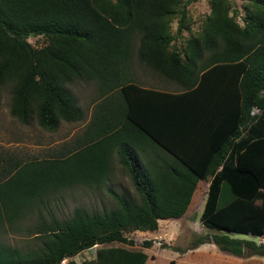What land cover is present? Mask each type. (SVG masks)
Returning a JSON list of instances; mask_svg holds the SVG:
<instances>
[{"label": "trees", "instance_id": "1", "mask_svg": "<svg viewBox=\"0 0 264 264\" xmlns=\"http://www.w3.org/2000/svg\"><path fill=\"white\" fill-rule=\"evenodd\" d=\"M244 1L243 26L229 0H212L201 34L178 49L173 41L193 0H0V96L11 89L13 117L53 133L62 122L86 120L75 82L97 90L91 121L72 148L0 171V236L38 216L25 229L32 247L0 239V264H59L96 246L95 258L79 264H145L142 251L105 246H132L126 234L181 219L208 179L201 222L215 233L191 250L213 244L235 257H264L263 243L228 236L264 237V0ZM28 37L46 44L33 48ZM135 56L181 91L137 86ZM116 166L138 200L109 188L113 209L79 206L70 218H45L51 195L101 190Z\"/></svg>", "mask_w": 264, "mask_h": 264}, {"label": "rangeland", "instance_id": "2", "mask_svg": "<svg viewBox=\"0 0 264 264\" xmlns=\"http://www.w3.org/2000/svg\"><path fill=\"white\" fill-rule=\"evenodd\" d=\"M186 1V0H184ZM212 0H193L186 8V18L184 23V32L182 36H178L173 44L178 49L183 48L185 41L189 37L199 36L202 32L205 20L210 16L212 9ZM236 10V14L230 11L235 21L241 26L244 25V0H229ZM170 29L175 36L180 21L178 18L170 19ZM28 42L33 48H41L46 44L43 37H28ZM131 77L139 85L145 87H157L158 89H166L169 92H180L181 89L173 83L164 81L153 74L144 65L140 64L136 56L131 67ZM72 91L77 97L80 107L85 111L86 120L78 123L62 122L58 130L53 133L44 131L36 122L31 125L22 124L17 118L10 114L11 106V89L6 87L0 96V171L3 168L14 165L16 161H33L43 159H53L56 156L67 152L75 145L78 139L82 138L83 132L87 129L92 116L93 100L97 95V90L93 83L75 82L71 86ZM257 111V110H256ZM118 169V168H117ZM113 174L109 179V183L101 190L97 188L91 189L85 186H75L59 191L55 195L49 197V203L42 213L45 218L50 215L56 216L58 219L70 218L75 207H85L88 210H110L115 208L116 204L109 196L107 190L112 188L118 193H126L133 200H138L132 182H130L127 174ZM210 180L200 181L199 190L192 197V205L186 215L180 220H168L160 222L159 228L155 232H132L126 234L128 239L134 243L132 246L113 243L105 247H121L129 250L142 251L146 253L149 259L145 264H190L196 261H202V257L197 254H191V246L193 242L200 238L211 235L215 232L206 228L201 222V213L203 210L205 199L210 185ZM197 188V189H198ZM38 220V216L32 213L22 223L20 233L7 230L0 236V239L7 244L27 249L34 245L32 239L28 237L26 228ZM217 233V232H216ZM230 238L250 240L256 244H264V237L257 238L249 235L228 234ZM151 241V247L146 248L145 242ZM102 246H96L90 251H85L74 258L65 259L66 262L73 260L81 263L85 260L95 258L96 252ZM195 250V249H192ZM205 252L211 250V255L205 256V259L212 264H262L264 257H249L245 255L243 258H237L229 254L219 253L217 246L211 244L203 249ZM225 256H217V255ZM216 255V256H214ZM200 257V258H199ZM198 258V259H197ZM264 262V261H263ZM59 264H62L60 262ZM66 264V263H65Z\"/></svg>", "mask_w": 264, "mask_h": 264}, {"label": "crops", "instance_id": "3", "mask_svg": "<svg viewBox=\"0 0 264 264\" xmlns=\"http://www.w3.org/2000/svg\"><path fill=\"white\" fill-rule=\"evenodd\" d=\"M150 71V70H149ZM152 72V71H151ZM153 73V72H152ZM154 74V73H153ZM156 74V73H155ZM154 74V75H155ZM157 75V74H156ZM157 77H158V75H157ZM159 78V77H158ZM160 79H162V78H160ZM162 80H164V79H162ZM164 81H166V80H164ZM133 82L137 85V86H140L141 88H143V89H149V90H151V89H153V90H157V91H161V92H169V91H167L166 89H158L156 86L155 87H145V86H142V85H139L138 83H136L135 81H134V78H133ZM176 93V92H175ZM80 139H78V141H79ZM76 143V142H75ZM145 155H153V153L149 150L148 152H146L145 153ZM118 168V169H117ZM120 171H122L121 173H124V174H127L126 173V171H123V169H121L120 168V166H116L114 169H112V171H111V174L109 175V177H113V174H115V172H116V174L115 175H117V173H119ZM128 175V174H127ZM198 190V189H197ZM196 190V191H197ZM196 193V192H195ZM195 195V194H194ZM192 200V199H191ZM191 204V203H190ZM192 205H189V207H188V209L191 207ZM187 209V210H188ZM187 213V212H186ZM186 213H185V215H186ZM184 215V216H185ZM183 218V217H182ZM178 220H180V219H178ZM165 221H167L168 222V220H161L160 222H165ZM171 221V220H170ZM160 222H159V226H160ZM137 232V231H136ZM155 232V231H154ZM246 236V235H245ZM256 243V242H255ZM206 245L207 246H210L211 244H202V245H200L199 247H197L195 250H191L192 252H191V254H197V256H200V257H202L203 259H202V261H196L195 263H193V262H190V264H212V263H210V261H209V259H208V261L205 259V256L206 257H208V256H213V255H211V250L207 253V252H205L203 249L206 247ZM218 250H220V249H218ZM219 253H222V254H229V255H231L230 253H227V252H224V251H221L220 250V252ZM221 254H219V255H217V256H220ZM225 255H221V256H225ZM214 256H216V255H214ZM233 256V255H232ZM199 257V258H200ZM235 257V256H234ZM244 256H242V257H237V258H243ZM251 257H259V256H251ZM250 257V258H251ZM198 259V258H197ZM264 261V260H263ZM262 261V264H264V262Z\"/></svg>", "mask_w": 264, "mask_h": 264}, {"label": "built area", "instance_id": "4", "mask_svg": "<svg viewBox=\"0 0 264 264\" xmlns=\"http://www.w3.org/2000/svg\"><path fill=\"white\" fill-rule=\"evenodd\" d=\"M61 262H62V264H65V263H66V260L64 259V260H62Z\"/></svg>", "mask_w": 264, "mask_h": 264}]
</instances>
